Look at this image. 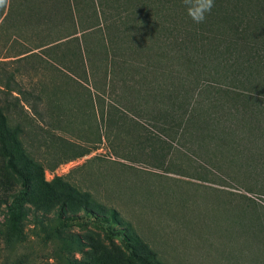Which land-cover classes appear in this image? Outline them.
I'll list each match as a JSON object with an SVG mask.
<instances>
[{
	"label": "rangeland",
	"instance_id": "obj_1",
	"mask_svg": "<svg viewBox=\"0 0 264 264\" xmlns=\"http://www.w3.org/2000/svg\"><path fill=\"white\" fill-rule=\"evenodd\" d=\"M77 1L78 39L60 43L51 52L56 60L39 48L44 36L38 28L28 30V41L16 33L19 0L0 5V110L14 136L8 148L20 165L35 159L44 170L40 184L41 173L29 168L34 181L22 237L8 242L0 235V264H127L122 240L103 224L111 210L119 214L114 231L122 230L144 257L220 264L238 236L234 213L244 207L264 212V43L250 50L232 34L194 27L200 39L220 34L219 48L212 60H204L202 48H190L179 98L172 78L162 76L158 95L174 88L173 97L165 92L154 103L152 86L159 80L154 84V76L140 71L157 63L151 59L157 50L168 56L158 67L181 64L172 57L178 36L173 15L160 37L151 30L142 38L121 21V10L136 9V0H103V11L98 0ZM251 2L244 3L264 13V0ZM113 64L124 68V74L116 69L117 82ZM55 85L66 92L58 101ZM6 161L0 145V178ZM11 184L8 201L20 189L18 180ZM82 192L101 206L95 219L83 208L88 197ZM55 233L83 244L65 246L60 257Z\"/></svg>",
	"mask_w": 264,
	"mask_h": 264
},
{
	"label": "trees",
	"instance_id": "obj_2",
	"mask_svg": "<svg viewBox=\"0 0 264 264\" xmlns=\"http://www.w3.org/2000/svg\"><path fill=\"white\" fill-rule=\"evenodd\" d=\"M19 1V14L17 15L19 18L16 20V33H24V38L28 41V30L35 29L38 31L39 29L44 36V42L41 46H39V48L47 47V49H49L48 56L50 59L56 60L52 53L56 52L55 50L60 47L58 45L63 43L64 40L70 38L71 40H68L70 41L68 43L77 41V34L79 32L78 27L80 25L77 23L78 16H76V8L78 6L77 0ZM95 2H97L98 11L99 8H101L103 11L106 6V2L103 0H98ZM131 2L133 1L127 0V3ZM244 2L253 3L251 0H215V8L213 9L212 13L208 16L206 22L199 25L194 24L186 15V11L182 5V0H136V9L133 8L121 10V21L123 24L126 26V28L128 27L131 32L135 31L140 34V37L142 38H149L151 35L147 34H149L151 30H153L160 37V34L163 33L161 29H164L165 24L167 23L164 20H166L167 16L170 14L173 15V19L176 22L174 27H176V30H178V36L175 37L176 46L174 48L172 57L176 61L181 62V64L172 67L170 66L168 69L160 68V66L158 67V61H161L168 56L166 52H159L162 50H157V52L154 53V58L151 56V59H155V62L157 63H154L153 65L149 64L146 66L145 71H140V73H144L146 76H154L156 78H154V84H156L155 80H159V84L157 83L156 85L152 86L154 88V93H157L160 90L159 87H163V85H160V78L163 76V78H172V82L176 86L175 96L179 98L180 94L182 93L181 88L185 87L183 86V81L184 76L186 75V70H189L190 67L188 66H190L192 60V57H190L188 52L190 48L198 50V47H200L204 50L205 56L207 55L204 60L213 59L212 56L215 55L213 53L214 49H217L220 46V34H212V36L207 35L206 38L202 36L203 39H200V36L195 31H193L194 27L197 28L202 26L204 28L224 31V35H226L225 32L232 34L230 36L234 37L233 42L238 41L239 44L242 43L246 47L249 46L250 50H253L252 47L255 42L259 43V41H262L264 43L263 10L256 8V10L252 12L250 6ZM68 26L71 27L72 30L68 32L67 35H62L59 38L55 36V32L57 30L59 32L62 29H68ZM188 28L189 31H187ZM1 30L2 26H0V32ZM118 36L119 34H117L116 38ZM32 51L33 50L26 51L17 55L16 57L26 55ZM26 57L32 56L30 54L28 56H24L23 58H19L18 60L25 59ZM117 67L119 66L114 64L112 65V76L115 82L118 81V76L120 77V74H117L116 69H119L121 73L124 74V68L122 66L119 68ZM137 68L138 70L140 69L139 67ZM150 69H152V71H150ZM11 82V78L7 77L5 85L10 87ZM150 85L151 83L146 87L147 89L143 94L145 97L151 96L152 92L149 88ZM179 85L181 87L180 90L177 87ZM53 90V94H56L55 96L58 95L57 101L61 93H66L64 88L61 89L57 85L54 86ZM165 92H167L170 97H173L172 93H174V88L171 89V92L170 90H164L161 93L159 92V95L158 93L154 94V103H156V100H158L156 99V95L158 98H160L163 95H166ZM18 93L20 94L21 90ZM30 93L31 92H28V94ZM16 98L18 99V97ZM42 98L43 97L41 96L36 97L38 101H40ZM51 105L53 106L52 102ZM180 106L182 108L184 104H181ZM0 117L1 154L7 160L5 162V167L3 166L1 168L2 176L0 178V197H2V203L6 207L5 221L0 227V235L3 236L8 242H17L22 237L21 224L24 218L28 215L25 204L28 202V197L32 192L34 181V178L29 172V168L41 173L38 178V182L40 184H44V170L41 164L35 159L28 158L24 165H20L18 163L15 154L8 148V144L13 141L14 137L13 132L9 130L8 116L4 114L2 110H0ZM19 129L21 130L20 127ZM14 180H18L20 182V189L12 196V200L8 201L7 197L10 196L11 183ZM81 194H84L88 197L85 198L87 205L83 206L86 214L90 218L95 219L98 214L97 212L93 211H95L96 208H101V206H99L97 202H93L89 193L82 192ZM118 215L119 214L117 211L111 210L109 216H106V219L103 220V224L110 225L108 227L112 235L122 240L129 255L127 258V264H134V262H138L139 264H164V262L159 260L157 257L150 259L138 254L135 250L134 242H132L127 235L123 234L122 230H118L119 232L114 231V225H120V222L117 220ZM60 217L66 220H72V217L65 218L62 213ZM234 217L238 219L236 223L238 225V236L235 237L233 241H230V244H228L227 247L225 246L226 250L223 252L221 263L225 261L224 264H264V212L256 208L251 209L249 207H244L235 212ZM52 237L54 239H60L62 242V246L60 247L59 251H56L60 257V250L66 249L65 246L81 247L83 244V242H81V240L76 237L62 238L56 233L53 234ZM226 252L232 254L226 255ZM216 261L219 263L218 257H216ZM96 264L104 263L96 261Z\"/></svg>",
	"mask_w": 264,
	"mask_h": 264
},
{
	"label": "clouds",
	"instance_id": "obj_3",
	"mask_svg": "<svg viewBox=\"0 0 264 264\" xmlns=\"http://www.w3.org/2000/svg\"><path fill=\"white\" fill-rule=\"evenodd\" d=\"M5 0H0V5H4ZM182 5L186 15L194 24L206 22L208 16L215 8V0H182Z\"/></svg>",
	"mask_w": 264,
	"mask_h": 264
}]
</instances>
